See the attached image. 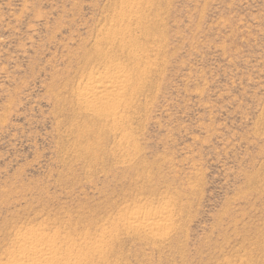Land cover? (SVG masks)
Returning <instances> with one entry per match:
<instances>
[{
	"label": "rangeland",
	"instance_id": "obj_1",
	"mask_svg": "<svg viewBox=\"0 0 264 264\" xmlns=\"http://www.w3.org/2000/svg\"><path fill=\"white\" fill-rule=\"evenodd\" d=\"M108 63L141 73L115 122L79 96ZM20 240L49 264H264V0H0V264Z\"/></svg>",
	"mask_w": 264,
	"mask_h": 264
},
{
	"label": "bare ground",
	"instance_id": "obj_2",
	"mask_svg": "<svg viewBox=\"0 0 264 264\" xmlns=\"http://www.w3.org/2000/svg\"><path fill=\"white\" fill-rule=\"evenodd\" d=\"M118 33L119 35L127 34L126 36H128L125 31L121 33L118 31ZM126 38L130 40L131 36ZM135 41L134 39L131 40L134 48L125 51L124 54L130 62L135 64L134 69L137 72L143 59L136 51L139 44L137 45ZM130 70L111 63L105 64L103 67L93 68L90 75L86 77V81L89 80V82L79 92L86 110L97 118L103 116L115 122L116 118L121 115L120 107L123 104V99H125L127 92L130 93L128 90L136 92L138 89L136 85H132V81L134 77L140 79L141 73L138 71L135 76V71L130 72ZM94 76H98V78H94ZM153 221V216L143 215L137 219V226L143 229L144 232H152ZM31 244L28 240H20L17 250L10 254V259L3 264H49L46 255L50 254V248L44 249L39 245L32 246Z\"/></svg>",
	"mask_w": 264,
	"mask_h": 264
}]
</instances>
